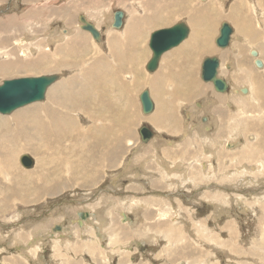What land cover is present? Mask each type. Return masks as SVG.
<instances>
[{
	"label": "rangeland",
	"instance_id": "obj_1",
	"mask_svg": "<svg viewBox=\"0 0 264 264\" xmlns=\"http://www.w3.org/2000/svg\"><path fill=\"white\" fill-rule=\"evenodd\" d=\"M201 2L202 18L204 19L202 20V39L203 41L207 39L206 43L213 40L214 45H211L213 50L202 53L199 67L194 70V74L193 71L191 73L190 69L187 70L190 82H192L183 87L177 86L172 81L168 82L175 75V70L173 67H170V70L166 69L164 60L161 64L159 63L154 72L147 69L141 70L142 73L140 70H134L131 66L132 62H129L130 58L125 59V64L128 62L126 65H129L125 70L107 68L106 65L110 64L107 61L114 58L105 50V38L104 40L101 39L102 42L95 40L98 44L94 41L90 44L87 38L82 35H75L74 38H69L68 45L63 44L61 46L63 41L68 40L64 37H68L69 34L64 35L59 32L54 34L55 38L52 36L54 41L51 38L48 41L45 39L47 37H42V42H39L41 37H36L34 33H28V30L17 29L18 16H14L13 12L17 13L15 15H19L22 10V5L18 3V0H11L10 3L0 5V26L6 25L12 28L11 30L8 28L6 37L0 33V41L8 45L4 52L3 45H0V64H7V68H0V70L2 69L0 71V85L4 80L22 77L49 74L60 76L47 89L44 100L27 104L13 112L36 104L41 105V103H44L43 112L49 110L64 111L70 108L68 110L71 112L69 126L73 127L72 135H74L71 141L72 143H79L77 150L80 154L86 152L88 143H96L95 139L101 138V129L106 125L109 129L114 130V135L111 133V129L107 135V137L110 135L109 138L113 136L110 145H116L118 140L121 142L118 147V164L110 165L104 158L103 164L98 165L102 173L88 179L70 176L67 171L58 175L56 179L44 178L45 175L42 176L40 173H45L46 170L39 167L37 163L48 156V149L39 145L34 139L32 140L35 144V152L30 149L19 151L18 162L12 166L13 169H7V172L0 173V186L5 189L4 191L0 188V201H2L0 204V264L264 263V67L257 68L255 65L256 59H262L264 63V0H201ZM159 5L162 9L163 4ZM237 6L243 7L241 12L235 10ZM107 8L106 11L96 15L93 12L89 13V15L94 16V23L103 31L111 29L112 20L114 21L113 13L116 11L115 6L110 7L108 5ZM244 11H248L246 13L248 17L245 15L246 21L249 22L248 28L254 30L248 35L242 30L245 28L243 24L234 20V17L237 18ZM166 13L169 11L165 8L158 11L155 14L156 21H162ZM8 14L11 16L3 17ZM224 22H228L234 28V33L229 45L226 48H220L215 43V39L219 36L220 28ZM58 35L63 38L61 39ZM25 36L28 37L23 39ZM58 40L62 41H59L61 44L58 43ZM25 43L28 44V47H25ZM204 43L202 42L203 46H205ZM69 44L73 45L75 50ZM206 46L208 47V45ZM37 47L39 48L35 49ZM22 49L24 56L20 54ZM30 49L35 50L30 51ZM252 49L258 50L260 56H252L250 54ZM37 50H41V52L38 51L37 53ZM214 55H217L221 60L220 76L228 79L230 84L226 92L217 91L212 82H205L201 77V65L204 58ZM186 60L190 63V60L193 61V57ZM11 65L14 66L10 67ZM249 66L251 70H249ZM95 72L102 74L103 78L99 93L96 91L95 85L92 84V81L95 80L93 76ZM168 75L171 77L166 79L164 85L166 91H163L162 87L158 86L157 81L160 77H169ZM235 77L240 80L237 81ZM115 79H118L119 82H115ZM185 80L182 79L183 82ZM83 81L86 82L87 89H95L94 91L90 90L95 96L91 95L89 90L88 92L87 90L82 91L86 86ZM124 81L129 83L127 92L123 90ZM82 85H84L83 88ZM136 85L137 87L133 91L132 89ZM207 86H212V91L209 94L208 89H206ZM240 86H243L244 91L240 90L236 93V87L239 89ZM178 87L185 90L190 89L188 92L193 91L194 95L186 97L187 91H177ZM139 88L140 90L149 89L154 99L155 107L149 114L142 111L138 97ZM210 94L214 98L215 95L219 94L225 100L218 98L217 104L205 108L202 103L209 98ZM205 95L207 96L201 101L200 99H203ZM84 96L85 99H90L88 107L82 106ZM79 106L81 107L78 108ZM191 108L193 111H190ZM13 112L10 114L0 113V115H11ZM27 112H35V110L32 109ZM185 112L193 113V122L199 124L192 133L195 136L194 139H185L183 136V130L186 129L187 124ZM27 114L22 115L25 117ZM202 114L210 117L209 127L213 129L211 130L212 134L203 131L201 122H199L202 119ZM62 124L66 125L65 123ZM142 126L149 127L155 133L150 144L148 143V146L144 147L140 154H134L132 148L142 141L139 131ZM27 133L30 135L32 132L28 130ZM250 135L254 139H251ZM235 136H238V140H240L237 145L233 144ZM165 140L174 143L177 148L183 147L182 151L188 150L184 147L187 143L188 146L196 145L199 148L197 157L205 159V161H207V157L204 155L206 147H213L217 144L216 142L222 141V145L216 151L217 155L213 161L215 164L213 167L208 164L209 176L201 178L203 196L204 199L210 198V196L221 197V203L225 208L226 206L233 207L232 196H234L235 203L240 210L237 208L234 213L229 212L228 218L216 219L214 214L211 218L212 211L204 201V207L198 206L197 211L200 209L201 211L196 213L197 219L202 222L200 226L193 221L195 214L188 213L186 217L193 220L190 219L185 224L177 223L175 228L170 229L168 227L172 225L171 218L167 215L178 214L169 208L165 199L153 197L149 192L147 194L141 193L142 189L130 181H122L119 187L113 185L115 179L119 180L122 175L126 174L128 164L141 165L144 159L148 158L152 161L147 168L159 171L157 163L153 161L156 159L155 157L162 158L166 163H177L178 159H181L178 153L168 152L167 149L166 152L162 151L165 146L162 143ZM65 145H70V142ZM57 147L60 146H51L55 149ZM56 151L58 150L56 149ZM24 154L33 159L34 164L31 167H25L21 163V156ZM187 156L183 157L182 160L186 164H190L189 162L192 160L189 157L191 156L188 154ZM195 164L198 165V163ZM55 165L58 166L52 160L49 168L51 169ZM95 166L92 164L90 168ZM190 170L176 175L191 176ZM10 173H15V176ZM18 173L28 180H18ZM225 173H228L232 179L226 180ZM46 179L49 180L46 181ZM235 179H237L235 186L230 187L231 190H229L227 186L229 183L232 186ZM51 183L54 184L51 185ZM150 186L161 194L173 193L174 198L178 196V193L170 190L163 180L152 181ZM244 186L247 187L248 198H245V195L239 196L238 191H242ZM40 187L43 189L42 191ZM255 189L258 190L259 194ZM186 193L188 194V191ZM250 195L257 196L253 198ZM125 199H128L129 203L142 201L148 203L149 207L147 205V210L132 213L121 205ZM108 202L112 203L113 206H108ZM247 203H249L250 208ZM175 206L181 212L186 211L178 203ZM89 208L104 209V214L106 211H113L112 213L117 216V219L110 218L111 221L103 228L106 232H102L100 238L96 233L89 230H84L85 238L81 237L80 229L77 228V224H74L78 232L77 237L61 243L59 236L63 235L62 227L71 228V225L76 223L75 218L78 216L76 212H79L80 209L89 210ZM122 210L130 214V216L127 215L129 221H133L136 215L143 218L144 221L139 225L137 224L138 226L134 230H130L128 225L121 223ZM62 215L66 218H63ZM110 215L112 216V214ZM98 216L97 212H89L91 219L88 223L93 220L97 222ZM173 219L177 221L176 216H173ZM231 219H234V224H227ZM206 220L209 221L210 225L205 223ZM58 224L62 227H58ZM157 224L159 228L155 226ZM56 225H58L57 230ZM182 225L192 228L184 229ZM53 226L55 228H52ZM67 235L70 236L71 234L67 233ZM108 250L111 251V254L106 253Z\"/></svg>",
	"mask_w": 264,
	"mask_h": 264
},
{
	"label": "crops",
	"instance_id": "obj_2",
	"mask_svg": "<svg viewBox=\"0 0 264 264\" xmlns=\"http://www.w3.org/2000/svg\"><path fill=\"white\" fill-rule=\"evenodd\" d=\"M10 1L11 0H0V5L10 3ZM160 1H162V2H160ZM18 3L20 5H22V10L19 12V15H15L17 13L13 12L14 16H18L17 19H18L19 24L17 26V29L20 30L22 28V31L28 30L29 31L28 33H31V34L34 33V35H36V37H41V38L42 37L50 38L49 37L50 35L52 37L54 34H58L61 31L63 34H66V35L68 33L69 36L66 37L68 40L63 41L62 44H61L62 41L59 42L61 44V46L63 44H68L69 38L72 39L75 37V35H82L84 38L88 39L90 44L93 41L96 44H98V42L95 41L94 37L92 36V34L90 32L82 29L81 17L85 16V18L87 20L94 23L93 20L95 18H94V16L89 15V13L93 12L96 15L98 13H101L102 11H106L108 9L107 8L108 5H110V7L115 6L116 11H118V10L123 11V13H124L123 24L120 28H114V27L112 28V24H111V29L109 31H103L102 29L98 28L100 31L101 39H103V40H104V38L106 39V44L104 43L105 47H106L105 50L107 52H109L110 54H112V56L114 58L113 60L107 61L110 64H107L106 67L107 68H114L116 70H118V69H124L125 70V68L129 67V65H126V64H128V62H126V64H125V59H127V58H130V59L132 58L133 61H132L131 66L134 68V70H140L141 71V70L146 69L149 60L152 58V50L149 46L152 33L157 29L170 28V27L175 26L176 24H178L180 22H185L189 28V35H188L189 38L187 37L188 39L187 38L184 39L182 41L183 43L181 42L179 45H177V46L171 48L170 50L166 51L162 55L161 60H160V64H161L162 60H164V62L166 63V69L170 70L169 67H173L175 70L174 72L177 71V73H175L174 78H173V76L171 77L170 75H168L169 77L158 76V77H160L159 81H157L158 86L159 87L161 86L163 91L164 90L166 91V89H164V85L166 83V79H168L170 77H171V80H168V82L173 80L172 82H174L177 86H182V87L186 86V85H188V83L190 84L192 81L189 82L190 81V78L188 77L189 74L185 73V72H187L185 70H187L188 68L190 70L192 69L191 73L193 71V74H194V70H196L199 67V61H200V59L202 57V53H203L202 52V49H203V46H202L203 23H202V20H203V18H202V2H201V0H18ZM159 4H163L162 9L165 8L166 10L169 11V13H166V15L164 16L162 21H160V20L156 21V18H155V14L158 13V11L162 10V9H160ZM193 11H195V12L193 13ZM114 13H113V16H114ZM246 13L247 12H245V14ZM9 16H11V15L10 14H8L6 16L4 15L3 17H9ZM237 17H239V16H237ZM243 19L247 20L246 17ZM8 20H9V18H8ZM240 21H242V20H240ZM112 22H114V21L112 20ZM94 25L96 27H98L96 24H94ZM8 28H10V30L12 29L10 26L9 27H7L6 25H4L3 27L0 26V33L4 34L3 37H6V33H7ZM51 32H52V34H51ZM233 33H234V31H233ZM233 33H232V36H233ZM28 36H30V34H28ZM28 36H25L24 39L27 38ZM217 37L215 39V43H216ZM41 38L38 40L39 42H42ZM184 42H185V44H184ZM209 43H208L209 45H211V44L214 45L213 40L209 41ZM0 45L1 46L3 45L2 47H4V49H5V47H6V49L8 48V45L3 44V42H1V41H0ZM214 56H217V55H214ZM192 57H193V61L190 63H188L187 60H185L187 58L191 59ZM111 63H114V64H111ZM182 70L185 71L184 72L185 74L183 73ZM249 70H251L250 66H249ZM141 73H142V71H141ZM177 74H178V76H177ZM176 77H177V79H176ZM180 78L186 79L185 82H183ZM187 78H188V80H187ZM235 79L237 80L236 77H235ZM226 80H228V79H226ZM115 82H119V80L115 79ZM228 83H229V81H228ZM128 84L129 83H127L126 81L123 82V86H124L123 90L125 92H127V85ZM229 86H230V84H229ZM136 87H137V85L134 86L132 90L134 91V89ZM242 87L240 86L239 89L243 90ZM206 89H208V94H209L212 91V86H207ZM139 90H140V88H139ZM143 90H145V89H143ZM143 90L141 89L139 91L138 97L143 92ZM177 91H187V93H188L187 95H190L189 97L194 95L193 91L188 92L189 90H185L184 88H181V87H178ZM149 92H150V90H149ZM235 92L236 93L239 92L238 88L235 89ZM180 95L184 96L182 94H180ZM187 95H185V96L187 97ZM181 96H179V98H181ZM206 96L207 95H205L204 98ZM208 97L209 98L206 99V102L202 103L203 106H205V108L209 105L217 104L219 99L225 100V98L224 99L221 98L219 96V94L215 95V98L211 97V94ZM204 98L200 99V100L202 101V100H204ZM139 100H140V97H139ZM152 100L154 102L153 97H152ZM210 100H211V102H210ZM172 102L174 103L173 100H172ZM194 103H197V102L194 101ZM154 105H155V102H154ZM190 111H193V108H191ZM139 112H141V110H139ZM214 112H217V111H214ZM185 113H186L187 124L185 126L186 129L183 130V136L185 139L186 138H193L195 136L192 133L195 130V127H198L199 124H195V122H193V118H192L193 113H191V112H185ZM203 115L204 114H202V116ZM202 116H201L202 119L199 122H201V125L203 127V131L207 132L209 134H212L211 130H213V129L211 127H209V124L211 122L210 117L207 115H204L203 117ZM151 131L153 132V136H154V133H155L154 130H151ZM189 131H190V134H188ZM208 136L211 137V135H208ZM250 138L252 139L253 137H251V135H250ZM151 141L152 140L150 139L147 142V145H145L146 142L140 141V144L138 143L137 146L134 145L135 148L133 147L132 152H134V154H137V153L140 154L141 151L144 149V147L146 148L148 146V143L150 144ZM238 141H240V140H238V136H235V140H234L233 144H237ZM216 143L217 144L213 147H211V146L206 147V149L204 151V155H205V157H207L206 158L207 161H205V159H200L197 157L199 155V151H198L199 148H197L196 145L193 144L194 146H190V145L188 146V143H187L184 145V147L187 148L188 150L182 151L183 147L177 148V146L174 143L165 140L162 143L163 145H165L164 148L162 149V151L166 152V149H167L168 152L178 153L180 155L181 159H178L177 163H174V162L166 163L162 158L155 157L156 159L153 161H155L157 163V165L159 167V171H153L152 169L150 170L147 168V166H149L151 164V161H152L148 158L144 159V161L142 162L143 165L142 164L137 165L135 163L133 165L128 164L126 166V174L122 175L119 178V181L117 179H115L114 180L115 183H113V185L115 187H117V186L119 187L121 185L122 181H130L132 184L139 186L142 189L141 193L147 194V192H149V193H151V196H153V197H159L163 200L165 199L166 202L168 203L169 208H172V210L177 212V214H178V215H176V214L167 215L169 218H171L172 226L169 225V227H168L170 229H172V227L175 228V225H177V223L178 224H185V222L192 219V218L188 219L186 217V214H188V213L189 214H193V213L195 214L194 220L193 219L192 220L197 225L199 224L198 226H200L202 224V222H199V220L196 217V213L197 212L200 213L201 209L197 211V208H198V206L200 208L204 207V201L207 203V205L209 206V208L212 211L211 218H212V214H214V217L216 219H220L222 217L228 218L230 216L229 212L234 213V210L238 208V206L235 203L234 196H232V206L233 207H231V208H229L228 206H226V208H225L223 206V204L221 203L222 198L219 196H214V197L210 196L211 199L210 198L204 199V196H203L201 178L209 176V173L207 172V170H209L208 163H210V165L213 167V165H214L213 161L217 155L216 151L219 148V146H221V144L223 142L218 141ZM214 151H215V154H214ZM187 154L189 156H191V157H189L190 160H192L189 162L190 164H186V162H184V160H182L183 157H188ZM195 163H198V165H196ZM116 164H118V162ZM205 165H207V167H205ZM190 167H191V170H190ZM253 168H252V170H255ZM214 169H215V167H214ZM189 170H190L191 176L176 175L180 172H189ZM201 172H203V173L201 174ZM148 173H149V175H148ZM199 174H200V176H198ZM124 176H125V178H124ZM225 176H226V180L232 179V177H230V175L228 173H225ZM157 179L163 180L164 183L170 188V190H173V192L178 193L177 194L178 196L175 197L176 199L173 197V193H169L167 195H164V194L157 192L155 189H152V187L150 185H151L152 181H156ZM236 181H237V179L233 180L232 186L230 185L231 183H229L227 188L229 190H231L230 187L233 188L235 186L234 184L236 183ZM117 182H118V184H117ZM191 189H192V191H190ZM186 191H188V194L186 193ZM255 191H256V189H255ZM246 192H247L246 186L243 187L242 191L241 190L238 191L239 196L245 195L246 196L245 198H248L249 194H247ZM256 192L258 193V190ZM252 193H255V192H252ZM250 196H252L254 198V196H257V195H250ZM214 199L216 201H214ZM213 201L216 202V204L214 203L215 205L212 203ZM134 202H135V204H134ZM134 202L129 203V200L125 199V201H123L121 205L126 209L128 208L127 210H129L132 213L147 210V205L149 207L148 203H143L142 201H140V202L134 201ZM177 203L179 204V206H182L183 208H185L186 211H183V212L179 211L178 208L175 206ZM247 204L249 205V203H247ZM109 205L111 207L113 206L112 203L108 202V206ZM216 206H218V207H216ZM249 208H250V205H249ZM93 210H94L93 212H97L99 214V216L97 217V222L96 221L94 222V220H93L89 224H88V221L91 218V217H89L90 210L80 209L79 212H83L85 215L84 217H82L83 219H86V221L82 222L84 225V230L85 231L86 230H89V231L92 230L93 232L95 231L98 238H100V236L102 235V232L103 233L106 232V230H103L106 222L108 224L111 221L110 218H112V219L116 218L117 219V216L112 213L113 211H111V212L106 211L105 212L106 215H105L104 209L99 208L97 210L96 209H93ZM238 210H240V209L238 208ZM79 212H76V214H79ZM91 212H92V209H91ZM123 213L124 212L122 210L121 211V216H122V220H121L122 222L121 223L128 225L130 230H134L136 228V226L139 225V223L144 221L143 218H139L137 215H136V217H138V218H136L134 216L135 219L133 221H129L127 219V214L126 213L123 214ZM110 214H112V216ZM60 216H61V214H60ZM62 216H63V218H66L64 215H62ZM128 216H130V214H128ZM167 216H166V219H167ZM173 216L177 217V221L175 220L176 218L173 219ZM70 217H72V216H70ZM103 217L106 220H104ZM208 220H209V218H208ZM99 221H101L103 223V224L101 223L100 227L98 225V223H100ZM126 221L129 223H126ZM233 221H234V219L233 220L231 219L227 224H230V223L234 224ZM86 222H87V224H86ZM205 223L207 225H210L207 220L205 221ZM74 224L78 225L77 220H76V223H73L72 227H74ZM92 225H94V226H92ZM155 226H158L157 228H159L158 224ZM85 227L88 229H86ZM182 227H184V229L192 228V227H186V225H182ZM65 228H66V229H64L65 232L62 231L63 232V239L61 240V238H60L61 242L66 241L65 238L68 240V239H71L73 237H77L78 232L76 230V227L75 228L65 227ZM230 228H233V227H230ZM169 232H168V235H169ZM67 233L72 234V235L68 236ZM80 236L85 238V232H83V235H80ZM63 246H66V245H63ZM109 254H111L110 251H109ZM260 264H264V263H260Z\"/></svg>",
	"mask_w": 264,
	"mask_h": 264
},
{
	"label": "bare ground",
	"instance_id": "obj_3",
	"mask_svg": "<svg viewBox=\"0 0 264 264\" xmlns=\"http://www.w3.org/2000/svg\"><path fill=\"white\" fill-rule=\"evenodd\" d=\"M224 1V0H223ZM152 2V1H151ZM150 4V3H149ZM224 4V3H223ZM237 5V4H236ZM38 6V5H37ZM222 6V5H221ZM242 6V5H241ZM241 6H237V8L235 10H240L241 12V9L243 7ZM255 6V5H254ZM253 6V8H254ZM234 7V5H233ZM257 10V8H256ZM255 10V11H256ZM258 11V10H257ZM248 12V11H247ZM35 13V12H34ZM164 13V12H163ZM254 14V13H253ZM259 14V13H258ZM207 15V13H206ZM204 15V16H206ZM245 11L243 13H240L238 16L239 17H234V20L235 21H239L241 24H243V26L245 27L244 29H242L245 34L247 33L250 34L252 33V30L251 28H248L249 27V22L246 21V19H243L245 18ZM105 16V15H104ZM247 16V15H246ZM37 17V16H36ZM208 17V16H207ZM248 17V16H247ZM1 18V17H0ZM256 19V17H254ZM113 19H114V16H113ZM115 20V19H114ZM132 20V19H131ZM204 20V19H203ZM242 20V21H240ZM261 20V19H260ZM261 22V21H259ZM46 24V23H45ZM95 24V23H94ZM258 24V23H257ZM139 26V25H138ZM188 27V26H187ZM66 28V27H65ZM98 28V27H97ZM241 29V27H240ZM49 30V29H48ZM264 30V29H263ZM233 31H234V28H233ZM232 31V33H233ZM254 31V30H253ZM262 31V30H260ZM53 32V31H52ZM51 32V34H52ZM56 32V31H55ZM62 32V31H61ZM69 32V31H68ZM80 32V31H79ZM193 33V32H192ZM50 34V33H49ZM62 34V33H61ZM195 34V33H194ZM211 34V33H210ZM209 34V35H210ZM243 34V32H242ZM60 35V34H59ZM58 37H61L59 36ZM65 35V34H64ZM189 35V34H188ZM212 35V34H211ZM31 36V34H30ZM34 36V35H33ZM36 36V35H35ZM49 36V35H48ZM57 36V35H55ZM52 40V37L51 35L49 36ZM54 37V35H53ZM58 37H56V39H58ZM206 37V36H205ZM36 38V37H35ZM50 38H45L46 40L48 39V41H50ZM55 38V37H54ZM63 37H61L62 39ZM66 37H64L65 39ZM24 39V38H23ZM26 39V38H25ZM30 39V38H28ZM27 39V40H28ZM37 39V38H36ZM42 39V38H41ZM55 39V40H56ZM95 39V38H94ZM188 39V38H187ZM44 40V39H43ZM96 41H101V37L100 39H95ZM23 41V40H22ZM21 41V42H22ZM37 41V40H36ZM54 41V39L52 40ZM51 41V43H52ZM59 41L61 40H58V43ZM207 41V40H205ZM205 41L202 40V42L204 43ZM209 41V40H208ZM242 41V40H241ZM20 42V41H19ZM34 42V40H33ZM56 42V41H55ZM28 43V42H27ZM50 43V42H49ZM183 43V42H182ZM17 44V43H16ZM30 44V43H29ZM185 44V42H184ZM187 44V43H186ZM193 44V43H192ZM205 46L208 45V47L206 48L205 46H203V49H202V52H210V50H213V48L211 47V45L209 46V44H207L206 42L204 43ZM23 45V44H21ZM28 45V44H27ZM25 43V47H28ZM34 45V44H33ZM38 45V44H37ZM68 45V44H67ZM70 47H72V49L74 48L73 45L69 44ZM19 46V45H18ZM32 46V45H30ZM44 46V45H43ZM200 46V45H199ZM218 46V45H217ZM42 47V46H41ZM50 47V46H49ZM69 47V48H70ZM80 47V46H79ZM83 47V46H82ZM211 47V48H210ZM219 47V46H218ZM33 48V47H32ZM39 47L35 48V49H38ZM77 48V47H76ZM84 48V47H83ZM82 48V49H83ZM220 48H223V47H220ZM226 48V47H224ZM229 48V47H228ZM19 49V48H18ZM26 49V48H25ZM29 49V48H28ZM35 49H32V50H35ZM66 49V48H65ZM85 49V48H84ZM186 49V48H185ZM7 49L5 48L3 50L6 51ZM30 49V51H32ZM69 50V49H68ZM75 50V48H74ZM180 50V49H179ZM201 50V49H200ZM29 51V52H30ZM39 50H37V53H38ZM72 51V50H70ZM41 52V50L39 51ZM64 52V50H63ZM6 53V52H5ZM177 53V52H176ZM200 53V52H199ZM259 51L258 50H255V49H252L250 51V54L252 56H260L259 55ZM21 55L24 56V52H23V49L20 53ZM5 55V54H4ZM174 55V54H173ZM223 56V55H222ZM8 57V56H7ZM140 57V56H139ZM226 57V56H225ZM167 58V57H166ZM10 59V58H9ZM170 59V58H169ZM190 59V58H189ZM16 60V59H15ZM186 60V59H185ZM132 58L129 60V62H132ZM189 61V60H188ZM191 62V60H190ZM134 63V62H133ZM188 64V63H187ZM196 64V63H195ZM235 65V64H234ZM255 65L257 66V68H261V67H264V63L262 61V59H256L255 60ZM14 65H11L10 67H12ZM56 66V65H55ZM164 66V65H163ZM185 66V65H184ZM202 66V65H201ZM228 66V65H227ZM224 67V66H223ZM0 68L2 69H5L7 68V64L3 63V64H0ZM170 68V67H169ZM1 69V70H2ZM187 69V68H186ZM189 69V68H188ZM187 69V70H188ZM236 69V68H235ZM0 70V71H1ZM92 70V69H91ZM90 70V71H91ZM184 70V69H183ZM182 70V71H183ZM185 70V71H187ZM192 70V69H191ZM190 70V71H191ZM194 70V69H193ZM88 71V72H90ZM183 71V73L185 72ZM189 71V70H188ZM249 71V70H248ZM87 72V73H88ZM94 72V71H93ZM102 73V72H101ZM166 73V72H165ZM177 73V71L175 72ZM182 73V72H181ZM187 73V72H185ZM184 73V74H185ZM220 68H219V76H220ZM188 74V73H187ZM186 74V75H187ZM86 76V75H85ZM84 76V77H85ZM95 80L90 76V78H92L94 81H92V84H94L96 87V91L98 92L99 91V88H100V85L101 83V79L102 78V74H98V73H94L93 74ZM178 76V74H177ZM117 77V76H116ZM196 77V76H195ZM222 77V76H221ZM79 78V77H78ZM174 78V76H173ZM193 78V76H192ZM226 80L225 77H222ZM111 79V78H110ZM177 79V77H176ZM179 79V78H178ZM181 79V78H180ZM184 79V78H183ZM113 80V79H112ZM182 80V79H181ZM238 80V78H237ZM240 80V79H239ZM173 81V80H172ZM179 81V80H178ZM227 83H228V80H226ZM84 82V81H83ZM190 82V81H189ZM86 84V82H84ZM83 83V84H84ZM194 83V82H193ZM204 83V82H203ZM198 84V83H197ZM196 84V85H197ZM205 84V83H204ZM234 84V83H233ZM229 85V83H228ZM237 85V84H236ZM84 85H82V88H83ZM114 86V85H113ZM242 87V86H241ZM249 87V86H248ZM238 87H236L237 89ZM243 88V87H242ZM245 88V86H244ZM249 89V88H248ZM83 90H89L90 94L93 95L94 93L91 92L90 90H95L93 88H88L87 89V84L86 86L84 87ZM190 90V89H189ZM247 91V89H245ZM156 91V90H155ZM228 91V90H227ZM238 91H240V89H238ZM244 91V89L242 90V92ZM70 92V91H69ZM68 92V93H69ZM67 93V92H66ZM72 93V92H70ZM99 93V92H98ZM79 94V93H78ZM151 94V93H150ZM245 94V93H244ZM221 95V94H220ZM66 96H68L66 94ZM78 96V95H76ZM75 96V97H76ZM95 96V95H93ZM189 96V95H187ZM224 97V96H222ZM68 98V97H67ZM95 98V97H94ZM83 99V105L82 106H86L88 107L90 105V102L88 99H85V96L82 98ZM205 99V98H204ZM224 99V98H223ZM73 100V99H72ZM94 100V99H93ZM97 102V101H96ZM206 102V101H205ZM211 102V100H210ZM203 105V104H202ZM81 106H79L78 108H80ZM77 108V109H78ZM34 109L35 112H27L29 110H32ZM68 110H70V108H68L67 110H64V111H59V110H49L47 112H43L44 111V103H41V105H33L31 107H25V108H22L16 112H13L11 115H0V173H4L5 171L7 172V169L11 170L13 169V165H15L18 161V153L19 151H23V150H32L35 152V149H34V142L32 139L36 140L37 143L41 146H45L47 147L48 149V156H45L43 159L39 160L38 161V166L45 169L46 172L45 173H40L42 176H44V178L46 177H51V178H57L58 175H60L61 173L67 171L69 173L70 176H74V177H82L84 179H88V178H92L93 176H97V175H100L102 172L100 171L101 169L98 168L101 164H103V160L104 158L106 159V161L109 162L110 165H116L117 161H118V158H119V154H118V147H119V143H121L119 140L117 141V144L116 145H110V143L112 142V139L111 136L109 138V136L107 137V135L109 134V129L106 125V127H103L101 129V132H102V136L101 138H96L95 141H97L96 143H88L87 144V148H86V152L80 154L77 150V148L79 149V146H78V142L75 143L71 141V139L73 138L74 135H72V130H73V127H70L69 124L71 122V119H70V113L71 112H68ZM196 110V109H194ZM101 111V110H100ZM177 111V110H176ZM57 112H61V113H57ZM198 112V111H197ZM24 113H28L25 117L22 115ZM258 116V115H257ZM115 117V116H114ZM116 118V117H115ZM192 121V120H191ZM62 123H65L66 125H63ZM191 126V125H190ZM30 130L32 133H30V135L27 133V131ZM113 131L111 129V133L113 134ZM188 131V130H187ZM57 132V134H55ZM115 133V132H114ZM111 134V135H112ZM116 134V133H115ZM190 134V131L189 133ZM114 135V134H113ZM130 135V134H129ZM116 136V135H115ZM118 136V135H117ZM120 136V135H119ZM107 137V138H106ZM194 139V138H193ZM199 139V138H198ZM67 142H70V145H65ZM170 142V141H169ZM109 143V144H108ZM69 144V143H68ZM108 144V146H107ZM60 146V147H57L56 149L58 151H56L55 148H51V146ZM222 145V144H221ZM237 145V144H236ZM133 146V145H131ZM137 146V145H136ZM194 146V145H193ZM218 146V145H217ZM135 148V147H134ZM198 148V147H197ZM217 148V147H216ZM44 150V148H42ZM133 149V148H132ZM211 149V148H210ZM76 150H77V153H76ZM136 150V149H135ZM191 150V149H190ZM251 150V149H250ZM20 152V153H21ZM197 152V151H196ZM214 154H215V151H214ZM107 155V156H106ZM208 155V154H207ZM202 156V155H201ZM224 158V157H223ZM54 161L55 164L57 163L58 166H53L51 169L49 168V164L51 163V161ZM206 163V162H205ZM92 164L96 165L95 167L93 168H90V166H92ZM210 164V163H208ZM215 164V163H214ZM99 165V166H98ZM130 166V165H129ZM38 167V168H39ZM173 167V166H172ZM205 167H207V165H205ZM129 169V168H128ZM208 169V168H207ZM169 171V170H168ZM202 171V170H201ZM66 172V173H67ZM132 172V171H131ZM173 172V171H172ZM16 173V172H15ZM15 173H10L12 174L13 176H15L14 174ZM20 173V172H19ZM19 179L20 181L22 180H28L27 178L23 177L22 174H19ZM168 173V172H167ZM203 173V172H202ZM140 174V173H139ZM67 175V174H66ZM68 175V176H69ZM149 175V173H148ZM39 176V175H38ZM140 176V175H139ZM236 177V176H235ZM125 178V176H124ZM17 179V178H16ZM83 179V180H84ZM49 180V179H48ZM46 179V181H48ZM70 180V178H69ZM189 180V179H188ZM249 180V179H248ZM72 182V180H70ZM119 181V180H118ZM121 181V180H120ZM192 181V180H191ZM3 182V181H2ZM54 182V181H52ZM1 183V182H0ZM24 183V182H23ZM49 183V182H48ZM149 183V182H148ZM239 183V182H238ZM237 183V184H238ZM244 183V182H243ZM54 184V183H53ZM51 183V185H53ZM59 184V183H58ZM58 184H55V185H58ZM118 184V182H117ZM120 184V183H119ZM147 184V183H146ZM9 186V184H7ZM43 185V184H42ZM48 186V185H47ZM51 187V186H50ZM53 187V186H52ZM51 187V188H52ZM58 187V186H57ZM118 187V186H117ZM1 189H3L5 191V189L3 188V186H0ZM49 188V190L51 189ZM41 191L43 190L41 187H40ZM216 189V188H215ZM223 189V188H222ZM238 189V188H237ZM2 190V192H3ZM45 190V189H44ZM52 190V189H51ZM220 190V189H219ZM1 191V190H0ZM223 191V190H222ZM39 192V191H38ZM46 192V191H44ZM52 192V191H51ZM48 193V192H46ZM50 193V192H49ZM11 194V193H10ZM43 194V193H42ZM16 196V195H15ZM256 197V196H254ZM211 199V198H210ZM231 199V198H230ZM169 200V199H168ZM243 200V199H242ZM241 200V201H242ZM79 201V200H78ZM171 201V200H170ZM214 201H216L214 199ZM212 202L213 204L216 202ZM2 203V201H0V204ZM214 204V205H215ZM220 205V204H219ZM110 206V205H109ZM218 207V206H216ZM128 209V208H127ZM217 209V208H216ZM90 212H91V209H89ZM97 210V209H96ZM95 210V211H96ZM244 210V209H243ZM83 211V210H82ZM94 210L92 209V212ZM105 211V210H104ZM129 211V210H128ZM85 212V211H84ZM89 212V211H88ZM124 212V211H123ZM216 212V211H215ZM126 213V212H124ZM123 213V214H124ZM127 214V213H126ZM78 216H76L77 218H75L77 220V223H78V227L80 229V234L83 235V232H84V225L82 222L86 221V219H83L82 217H84V213L83 212H79V214H77ZM96 215V214H95ZM128 215V214H127ZM60 216V215H59ZM87 217V216H86ZM96 217V216H95ZM189 217V216H188ZM91 219V218H90ZM104 220H106L104 217H103ZM122 220V216L120 218ZM74 220V219H73ZM101 220V219H100ZM96 220H94L95 222ZM103 221V220H102ZM91 222V221H90ZM100 223H98L99 227L101 225V221H99ZM209 222V221H208ZM66 223V222H65ZM126 223H129L126 221ZM174 223V222H173ZM70 224V223H69ZM87 224V222H86ZM85 224V225H86ZM89 224V223H88ZM97 224V223H96ZM103 224V223H102ZM105 224V223H104ZM107 224V222H106ZM105 224V225H106ZM176 224V223H175ZM201 224V223H200ZM59 225V224H58ZM56 225V230L58 229ZM73 225V224H72ZM71 225V226H72ZM178 225V224H177ZM199 225V224H198ZM94 226V225H92ZM134 226V225H133ZM172 226V225H171ZM176 226V225H175ZM60 227V226H58ZM62 227V226H61ZM60 227V228H61ZM187 227V226H186ZM30 228V227H29ZM52 228H55L54 226ZM71 228H75V227H71ZM86 228V227H85ZM184 228V227H183ZM64 227H62V231H64ZM88 229V228H86ZM73 230V229H72ZM44 231V230H43ZM92 231V230H90ZM101 231V230H100ZM99 231V232H100ZM50 232V231H49ZM58 232V231H57ZM39 233V232H38ZM43 233V232H42ZM59 233V232H58ZM70 233V232H69ZM72 233V232H71ZM95 233V231H94ZM148 233V232H147ZM56 234V233H55ZM100 234V233H99ZM66 235V234H65ZM72 235V234H71ZM86 235V234H85ZM59 236V235H58ZM140 236V235H139ZM51 237V236H50ZM60 238L63 239V235H60L59 236ZM82 237V236H81ZM44 239V238H42ZM61 239V240H62ZM65 240H67L65 238ZM43 241V240H42ZM64 242V241H63ZM78 242V241H77ZM90 242V241H89ZM62 243V242H61ZM90 244V243H89ZM60 245V244H59ZM93 245V244H92ZM85 246V245H84ZM90 246V245H89ZM123 248V247H122ZM35 249V248H34ZM109 249V248H108ZM103 250V249H102ZM107 250V249H105ZM68 251V250H67ZM128 251V250H127ZM26 252V251H25ZM69 252V251H68ZM98 252V251H97ZM111 252V251H110ZM257 252V251H256ZM27 253V252H26ZM109 254V250L106 252ZM69 263V262H68ZM98 263V262H97ZM67 264V263H66ZM70 264V263H69Z\"/></svg>",
	"mask_w": 264,
	"mask_h": 264
},
{
	"label": "water",
	"instance_id": "obj_4",
	"mask_svg": "<svg viewBox=\"0 0 264 264\" xmlns=\"http://www.w3.org/2000/svg\"><path fill=\"white\" fill-rule=\"evenodd\" d=\"M123 11L114 13V28H120L123 24ZM82 29L89 31L95 39H100V31L93 22L81 17ZM233 28L228 22H224L220 28V34L216 43L219 47H227L231 41ZM189 28L185 22H180L170 28L155 30L151 35L150 48L152 58L149 60L146 69L150 72L157 70L162 55L171 48L179 45L188 37ZM221 60L218 56H208L202 62L201 77L205 82H212L215 89L219 92H226L229 89L227 81L219 76ZM60 78L57 74L22 77L11 80H4L0 85V113L10 114L14 110L27 104L42 101L45 99L47 89ZM142 111L149 114L154 110V102L148 89L140 94ZM140 134L143 142H148L153 132L149 127L142 126ZM21 163L25 167L34 164L33 159L24 154L21 156Z\"/></svg>",
	"mask_w": 264,
	"mask_h": 264
}]
</instances>
